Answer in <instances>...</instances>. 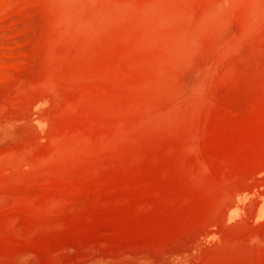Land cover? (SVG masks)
Returning <instances> with one entry per match:
<instances>
[{"label":"rangeland","instance_id":"rangeland-1","mask_svg":"<svg viewBox=\"0 0 264 264\" xmlns=\"http://www.w3.org/2000/svg\"><path fill=\"white\" fill-rule=\"evenodd\" d=\"M0 264H264V0H0Z\"/></svg>","mask_w":264,"mask_h":264}]
</instances>
